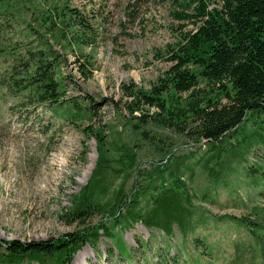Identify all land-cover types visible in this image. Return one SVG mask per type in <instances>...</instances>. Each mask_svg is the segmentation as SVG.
<instances>
[{
	"label": "rangeland",
	"instance_id": "obj_1",
	"mask_svg": "<svg viewBox=\"0 0 264 264\" xmlns=\"http://www.w3.org/2000/svg\"><path fill=\"white\" fill-rule=\"evenodd\" d=\"M31 2L37 9L41 7L38 0ZM71 2L87 9L94 6L95 11L99 7L97 0ZM138 13L134 20L127 18L119 5L108 16L96 41L75 44L76 49L63 48L65 95L81 96L83 100L92 96L97 112L93 120L101 119L106 124L108 140L136 151L135 166L114 171L107 196L120 183L126 195L149 181L168 186L173 177L169 168L159 177L153 168L171 153L175 160L169 166L176 168L191 194L193 217L186 233L175 226L170 235L141 221L126 228L115 225L111 228L116 232L113 239L101 233L96 243L85 242L66 264H152L164 255H173L180 264H264V147L254 146L240 159L222 150L215 159V147L208 140L197 143L194 137L153 121L135 126L126 119L129 115L121 84L133 80L149 88L156 83L172 64L166 47L175 44L179 33L178 23L163 0H148ZM33 18L30 20L35 23ZM190 27L191 23L180 32ZM22 30V23L11 30L0 19V45L9 40L35 43L34 37H24ZM59 44L54 43L56 48H61ZM78 56L86 75H82ZM7 65L0 55V69ZM14 100L0 89V238L46 239L99 222L104 216L101 211H90L76 220L67 213L72 196L85 184L96 161L95 139L86 137L82 130L87 119L75 125L52 118L43 104L27 109ZM145 108L155 110L147 105ZM113 144L112 155L119 157ZM114 166L122 164L118 161ZM137 203L140 210L152 204L143 196ZM121 238L130 258L118 250ZM140 240L146 242L145 249Z\"/></svg>",
	"mask_w": 264,
	"mask_h": 264
},
{
	"label": "trees",
	"instance_id": "obj_2",
	"mask_svg": "<svg viewBox=\"0 0 264 264\" xmlns=\"http://www.w3.org/2000/svg\"><path fill=\"white\" fill-rule=\"evenodd\" d=\"M38 1L39 9L31 0H0L1 22L11 30L22 23L23 36L35 39L33 44L29 40H9L0 45V55L8 61L0 69V89L27 109L45 105L57 120L80 126L78 121L87 119L82 130L86 137L95 139L96 161L85 184L72 196L67 213L73 220L94 210L104 216L97 223L46 239L0 238V264H27L33 260L38 264H66L85 242L96 243L101 233L113 239L116 232L112 227L126 228L136 221L168 235L174 233L175 226L186 233L193 217L189 206L191 194L184 188L176 168L169 166L175 155L162 157V164L153 168L158 177L169 168L173 177L168 186L165 182L158 185L155 180L149 181L126 195L120 183L107 196L113 186L114 171L135 166L136 151L112 140L120 152L119 157L113 156L106 124L101 119L93 120L97 112L92 96L83 100L81 96L65 95L63 48L76 49L75 44L96 41L108 16L119 5L125 17L136 19L148 0H97L96 11L94 6L87 9L71 0ZM163 1L179 27L175 44L166 47L167 59L172 64L149 88L133 80L121 84L129 115L126 119L135 126L153 121L194 137L197 143L208 140L215 147V159L222 150L231 151L240 159L254 146L264 147V0ZM32 16L35 23L30 20ZM189 23L192 27L180 32ZM55 42L61 48H56ZM76 60L82 75H86L84 62L79 56ZM145 105L155 110L149 111ZM118 161L121 167L114 166ZM137 173H141L139 168ZM142 196L152 203L145 210H140L137 203ZM140 244L147 247L145 241L140 240ZM117 247L130 258L122 238ZM152 264L180 263L173 255H164Z\"/></svg>",
	"mask_w": 264,
	"mask_h": 264
}]
</instances>
